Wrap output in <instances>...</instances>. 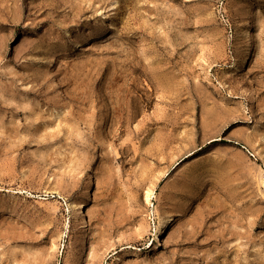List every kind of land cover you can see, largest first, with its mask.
<instances>
[{
	"label": "rangeland",
	"instance_id": "1",
	"mask_svg": "<svg viewBox=\"0 0 264 264\" xmlns=\"http://www.w3.org/2000/svg\"><path fill=\"white\" fill-rule=\"evenodd\" d=\"M0 264H264V0H0Z\"/></svg>",
	"mask_w": 264,
	"mask_h": 264
},
{
	"label": "bare ground",
	"instance_id": "2",
	"mask_svg": "<svg viewBox=\"0 0 264 264\" xmlns=\"http://www.w3.org/2000/svg\"><path fill=\"white\" fill-rule=\"evenodd\" d=\"M250 60V56H247L245 59H244V65H247V63L249 62ZM92 183V182H91ZM91 185V184H90ZM90 185L87 186L86 188V195H89V190H90ZM151 198V191H147V199L149 200ZM76 203H71L70 204V207L71 208H76ZM90 210V207H89V203L88 202H84V203H81L77 209V211L75 212L76 216L81 219L83 225L85 226L86 225V212ZM175 215L173 213H170L168 215H166L165 219L163 221H161L158 226L156 227L155 229V233H154V241H156V244H161L162 242V239L166 233V230L167 228L172 225L175 221ZM154 245V243L151 244V246Z\"/></svg>",
	"mask_w": 264,
	"mask_h": 264
}]
</instances>
